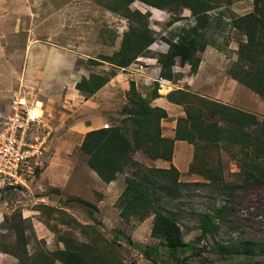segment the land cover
I'll return each mask as SVG.
<instances>
[{
	"label": "rangeland",
	"instance_id": "1",
	"mask_svg": "<svg viewBox=\"0 0 264 264\" xmlns=\"http://www.w3.org/2000/svg\"><path fill=\"white\" fill-rule=\"evenodd\" d=\"M109 3L108 0H0V110L20 92L33 104L39 101L35 112L42 116L51 131L39 165L23 186L14 188L0 183V248L3 245L13 249L16 244L13 229L7 228L13 224L23 228L25 249L29 253L63 248L61 238L71 242L91 241L94 235L90 228L76 225V220L94 225L103 238L112 242L111 249L120 264H264L261 252L264 248V183L247 189L232 187L242 182L240 163L247 159L238 145L221 142L215 147L197 141L192 145V156L185 151V157L181 158L182 153L178 152L177 157L174 154L175 164L168 161L165 167L135 150L128 153L131 162L117 176L123 182L119 190L115 191L117 179L109 185L100 178L99 182L95 180V172L87 165L88 156L79 149L83 134L99 125L127 129L122 121L131 114L132 104L127 99L129 83L133 82L137 93L148 99L154 89L153 79L159 78L155 69L156 54L166 51L171 34L193 24L195 19L185 8L160 10L135 0L130 9L150 11L148 27L155 43L133 64L118 68L100 63L101 58L118 50L122 33L130 22L106 9ZM212 5L214 8L207 16L210 23L203 31L210 47L199 54L203 60L200 76L192 86L187 84L191 80L189 76L180 84L222 103L226 97L222 93L229 90V97L236 101L228 99L224 104L255 115L258 123L264 125V94L257 95L229 78L226 72L237 57L236 43L241 39L228 25L238 13L253 11L252 2L214 0ZM173 19L178 20L169 24ZM242 38L243 41L245 37L242 35ZM57 49L66 59H72L71 68L65 73L61 71L66 68L63 65L44 63L51 54H57ZM46 67L61 72L48 75L44 73ZM136 68L144 73L137 72ZM183 70L187 73V68H180ZM91 72L104 75L108 81L99 89L100 96L86 99L92 94L77 90L75 84ZM118 72L122 75L113 80ZM136 73L143 76L148 73L149 80ZM158 80L156 93L165 97L169 87ZM239 87L243 93L238 100ZM176 109L183 111L182 106ZM176 109L170 110V118L177 116ZM85 120V127L90 130L86 131L83 125H71ZM169 122L166 121L163 128L160 126L165 136L170 134ZM42 129L39 128V133ZM249 129L255 130V125ZM135 130L131 125L124 133L133 139L138 134ZM196 153L203 156L195 162ZM192 161L196 168L217 175L218 179L212 181L209 176L207 179L190 173L187 169ZM171 164L178 167V184L170 183L162 175L152 176L146 170L169 168ZM135 174L143 187L152 192L159 209L175 218L185 246L171 250L163 240L151 235L152 214L122 219L117 199L125 187V178H133ZM40 195L48 198H37ZM77 198L87 204L78 202ZM221 207L224 210H219ZM23 215L30 216L22 220ZM205 216H209L208 223L213 229L202 236L199 225ZM96 239V245L105 250L102 240ZM244 247L251 248L253 254L243 253ZM90 260L95 263L93 257Z\"/></svg>",
	"mask_w": 264,
	"mask_h": 264
},
{
	"label": "trees",
	"instance_id": "2",
	"mask_svg": "<svg viewBox=\"0 0 264 264\" xmlns=\"http://www.w3.org/2000/svg\"><path fill=\"white\" fill-rule=\"evenodd\" d=\"M108 1L110 3L105 5V8L122 15L130 23L129 28L127 27L122 33L118 50L111 55H102L100 63L106 62L111 66L123 68L134 62L137 57L144 56L148 46L155 40L148 27L150 12L130 9V5L135 0ZM137 1L160 10L185 8L190 11V15L195 18L193 24L182 26L176 33L171 34V37L167 39L166 51L157 53L156 61L159 65L158 76L163 79L175 80L179 76L173 68L176 62L181 66L187 65L189 73H195L201 60L199 54L209 44L203 31L210 23L207 16L214 8L212 5L214 0ZM251 2L253 11L238 15L231 21V25L245 38L238 42L237 57L229 64L226 72L233 80L257 95L263 96L264 0H251ZM177 20L173 19L168 23L172 24ZM107 81L108 78L104 75L91 72L88 77H83L76 82L75 88L91 95ZM156 86L151 91L150 97L144 99L137 93L133 82L129 83L127 99L132 104L131 114L123 119L122 123H125V128H127L125 132L131 125L135 126L138 134L133 139L126 136L122 126L100 127L84 134L79 149L88 156L87 165L102 181L109 183L117 173L123 172V168L131 162L129 152L140 150L151 159L171 161L174 140H184L192 145H195L197 141H201L203 145L212 144L215 147H218L221 142L238 145L247 159H243L240 163L242 182L232 187L247 189L264 183V125L258 123L255 115L186 89H173L165 97L169 102L181 105L185 115L177 118L174 137H164L161 134L160 121L167 114L164 109L151 106L149 103L152 98L158 96ZM251 125H255V130L249 129ZM202 156V153H196L193 159L196 162V159ZM146 170L152 176L162 175L167 177L170 183L178 184L179 172L172 164L169 168H148ZM188 171L207 179L209 176L212 181L218 179L217 175H209L206 171L196 168L193 161ZM125 183L117 199V207L120 209L119 214L122 219H128L137 214L141 217L152 214L151 235L163 240L171 250L185 246L175 218L164 214L159 209L155 203L156 199L151 196L152 192L150 193L143 187L141 179L135 174L133 178L126 177ZM76 200L87 204L82 199L77 198ZM219 210H224V207ZM218 212L215 215L218 216ZM208 217L205 216L199 225L202 236L211 233L213 229V225L208 223ZM21 219L25 220L23 217ZM13 220L14 217L11 221ZM75 223L82 228H90L94 235L93 239L82 242L73 241V243L68 238H61L63 248L29 253L25 249L27 242L23 228L18 224H13L7 228L13 229L14 239L17 242L13 249L2 245L0 251L14 256L17 264H56V262L61 264H120L111 249L112 242L103 238L94 225L82 224L76 220ZM96 238L102 240L105 250H101L96 245ZM242 252L253 254V250L249 247H244ZM261 252L264 254V248ZM91 257L95 263L90 260Z\"/></svg>",
	"mask_w": 264,
	"mask_h": 264
},
{
	"label": "built area",
	"instance_id": "3",
	"mask_svg": "<svg viewBox=\"0 0 264 264\" xmlns=\"http://www.w3.org/2000/svg\"><path fill=\"white\" fill-rule=\"evenodd\" d=\"M18 92L0 110V183L23 186L33 174L45 150L49 126L37 114L36 104ZM38 106V105H37ZM107 127L108 125H104ZM42 132L39 133V128Z\"/></svg>",
	"mask_w": 264,
	"mask_h": 264
},
{
	"label": "crops",
	"instance_id": "4",
	"mask_svg": "<svg viewBox=\"0 0 264 264\" xmlns=\"http://www.w3.org/2000/svg\"><path fill=\"white\" fill-rule=\"evenodd\" d=\"M209 14V13H208ZM241 14H244V13H241ZM241 14H239L238 13V15H241ZM228 27H229V29L231 30V31H234V32H236V34L238 33V34H240V38L241 39H239L238 40V42H240V41H242V33L239 31V30H237L236 28H234L232 25H228ZM244 36V35H243ZM238 42L236 43V45L238 44ZM207 47H210L209 46V44L206 46V48ZM205 48V49H206ZM57 54L56 55H53V54H51L49 57H50V59H45L44 60V63H54L56 66H57V64H58V66L59 67H61L62 65L64 66V67H66L65 69H63V70H61L62 71V73H65L66 71H69L68 69H70L71 67H70V64H71V60L72 59H66V57H65V54L60 50V49H57L56 51H55ZM54 52V53H55ZM59 52V53H58ZM79 57V56H78ZM144 63H145V65H147V64H149V63H147L146 61H143ZM202 62H203V60L201 59L200 60V63H199V66H198V68H197V70H196V72L195 73H189V68H188V66L187 65H184V66H181V65H179L177 62H176V69H174V72L175 73H177V74H179V76L175 79V80H167V79H163V78H160L159 76H158V71H159V65H156V63H155V65H156V67H155V69L157 70V72H156V76H158L159 78L158 79H161L162 81H163V86H167V88L169 87V90L166 92V93H168L169 91H171V90H173V89H186V90H189V89H187L186 87L184 88V87H182L181 86V84H180V82H182V80L184 81L185 80V78L187 77V76H189L190 78H191V80L190 81H188L187 82V84H189V86H192V84L193 83H197V78H198V76H200V70H201V65H202ZM134 63V62H133ZM132 63V64H133ZM152 64V63H151ZM44 66V65H43ZM141 66V65H140ZM142 68L144 69V67L142 66ZM175 68V67H174ZM180 68H187V73H184V70L183 71H180ZM137 69V68H136ZM45 71H47V72H44V73H46V74H50V75H54L55 73L57 74V72H61V71H55V70H53V68L52 67H46L45 69H44ZM60 70V69H59ZM186 70V69H185ZM227 70V69H226ZM55 72V73H54ZM137 72H140V73H144V71H142L141 69H137ZM119 73V72H118ZM116 73V75L114 76V78H113V80H115L116 78H119V76H121L122 74L121 73ZM140 73H136V75L137 76H139L140 78H144V80H146V81H148L149 80V74L148 73H146L144 76L143 75H141ZM45 74V75H46ZM65 75V74H64ZM64 75H62V76H64ZM43 77H44V75H43ZM230 78V77H229ZM158 79H153V82H159V80ZM232 79V78H231ZM46 80V79H45ZM58 80H61V78L59 77L58 78ZM154 83V86L153 87H155L157 84H155ZM233 84V83H232ZM237 84V83H236ZM234 85V84H233ZM170 86H171V88H170ZM158 86H156V89H158L157 88ZM160 87H161V85H160ZM171 89V90H170ZM239 89V95L236 97L238 100H239V97H240V94L241 93H243V89L241 88V87H239L238 88ZM227 91H229V90H225L222 94L224 95V96H226L225 97V99L227 98V100H225V99H223V103H225L226 101H229L228 99H232V101H236V99L234 100L233 99V97L231 96V98L229 97V95H231V91H229V92H227ZM100 92H101V90H98V91H96L95 93H93L90 97H86V99H90V98H94V97H97V96H100ZM166 93L164 94V95H166ZM227 93V94H226ZM254 94V93H253ZM233 95H234V93H233ZM247 96V95H246ZM252 97V96H251ZM253 98V97H252ZM214 100V99H213ZM218 101V100H217ZM232 101H231V103H232ZM85 102H87V100L85 101ZM84 102V103H85ZM150 105L151 106H157V107H160V108H162V109H164L165 110V112H166V117L165 118H163V119H161V121H160V126L163 128V124L164 123H166V121H170L169 122V124H171V128H170V134L168 135V136H165V135H163V132H161V134H162V136H164V137H170V138H173L174 137V134H175V124H176V120H177V118L178 117H183L184 116V112L182 111V112H180V110L179 109H176V108H180L181 106H179L178 104H175V103H172V102H169L167 99H165V97H163V95H159L158 94V96H156V97H154V98H152L151 100H150ZM169 108V109H168ZM172 108H175L176 110H177V112L175 113V115H177L175 118H170V110L172 109ZM111 109V108H110ZM109 109V110H110ZM84 122H86V120L85 121H74L71 125L73 126V125H76V124H79L80 126H84L85 127V123ZM98 124V123H97ZM101 125H99L98 127H100ZM98 127H94V128H98ZM85 129H86V131L87 130H90V129H87L86 127H85ZM163 129H161V131H162ZM84 135V134H83ZM192 150H193V147H192V144H189V143H187L186 141H184V140H174V143H173V153H172V158H171V163H173V164H175L174 163V160H175V158L178 156V152H180V153H182V157L181 158H183V157H185L184 155H185V151H186V153L187 152H189V154H191V156H192ZM181 151H183V152H181ZM174 154L176 155V157L174 156ZM191 156H190V158H191ZM72 158H74V157H72ZM180 158V159H181ZM155 161H158V162H160L161 163V166H166L165 164H168L167 162L168 161H166V160H163V159H154L153 160V162H155ZM186 162V161H185ZM184 164V163H183ZM187 165L185 164V166L184 167H186ZM50 167V165L48 166V167H46V168H49ZM183 167V168H184ZM176 168V167H175ZM176 169H178V167L176 168ZM91 170V169H90ZM188 170V169H187ZM186 170V171H187ZM186 171H184V172H186ZM91 172V171H90ZM93 172V171H92ZM94 174V178H95V180H98L97 182H99V177L95 174V173H93ZM118 174L119 173H117L116 174V178H114V179H117V182H116V184H118V185H115V191H117V190H119V188H120V185L123 183L121 180H120V178H117V176H118ZM113 183V181H110L108 184L107 183H105V184H107V185H109V184H112ZM119 197V196H118ZM37 198H40V199H42V200H46V198H48L47 196H44V195H40V196H38ZM33 211V210H32ZM29 216L30 215H23L22 217L24 218V219H27V218H29ZM0 218H1V216H0ZM1 220V219H0ZM17 259L14 257V256H12V255H10V254H8V253H4V252H2V251H0V264H17V261H16Z\"/></svg>",
	"mask_w": 264,
	"mask_h": 264
},
{
	"label": "clouds",
	"instance_id": "5",
	"mask_svg": "<svg viewBox=\"0 0 264 264\" xmlns=\"http://www.w3.org/2000/svg\"><path fill=\"white\" fill-rule=\"evenodd\" d=\"M149 7H151V6H149ZM153 8H155V7H153ZM156 9H158V8H156ZM150 12V11H149ZM155 43V42H154ZM153 44V43H152ZM168 46V45H167ZM4 186V185H3Z\"/></svg>",
	"mask_w": 264,
	"mask_h": 264
}]
</instances>
